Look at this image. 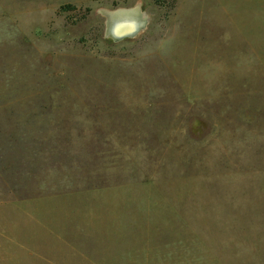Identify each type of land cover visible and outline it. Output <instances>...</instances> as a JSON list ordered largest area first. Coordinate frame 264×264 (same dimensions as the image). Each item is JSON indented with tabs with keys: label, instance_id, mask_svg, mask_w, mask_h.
Masks as SVG:
<instances>
[{
	"label": "rangeland",
	"instance_id": "rangeland-1",
	"mask_svg": "<svg viewBox=\"0 0 264 264\" xmlns=\"http://www.w3.org/2000/svg\"><path fill=\"white\" fill-rule=\"evenodd\" d=\"M0 205V264H264V0H0Z\"/></svg>",
	"mask_w": 264,
	"mask_h": 264
},
{
	"label": "crops",
	"instance_id": "crops-1",
	"mask_svg": "<svg viewBox=\"0 0 264 264\" xmlns=\"http://www.w3.org/2000/svg\"><path fill=\"white\" fill-rule=\"evenodd\" d=\"M24 205L22 206H18V211L17 212H21L22 213V217H23V225L20 227H27V228H31L34 227L36 228V224L32 221H30V217L32 216V212L33 210L30 209L29 206H26V202L24 201L23 203ZM20 207V208H19ZM3 208L0 205V209ZM8 214L10 213L9 211H7ZM0 213L5 214L4 212L0 211ZM7 214V215H8ZM33 217V216H32ZM8 218L7 216H4V218L2 217V219L0 220V236L4 237V239H8L7 241H16L19 240L23 243H27L25 238H27V236L25 237V232L17 227L12 226L10 223H6L4 224L3 219ZM58 229V230H62V224L58 223V224H51V223H44L41 225V230H43V234H47L49 233V231L51 229ZM52 232V231H51ZM19 236V237H17ZM24 238V239H23ZM23 239V240H22ZM41 250V248H39ZM0 253H3L4 251L0 249ZM14 258L16 259V256H14Z\"/></svg>",
	"mask_w": 264,
	"mask_h": 264
},
{
	"label": "bare ground",
	"instance_id": "bare-ground-1",
	"mask_svg": "<svg viewBox=\"0 0 264 264\" xmlns=\"http://www.w3.org/2000/svg\"><path fill=\"white\" fill-rule=\"evenodd\" d=\"M135 11H136V13L137 14H140V11H139V9L138 8H136L135 9ZM103 13V12H102ZM110 14H113V13H110ZM110 14L109 13H106L105 15H106V31H107V35L109 34V33H111L110 32V30H111V23H112V20H111V18H110ZM134 21V20H133ZM136 22V21H135ZM121 24V23H120ZM137 24V23H136ZM125 26H126V28L127 29H133L134 27H135V25H133L132 23H129V24H125ZM120 28V27H119ZM122 29H123V27H121ZM141 30L143 29V25H142V28H140ZM140 30V31H141ZM120 31V30H119ZM118 31V32H119ZM140 31H138V32H136V33H139ZM135 33V34H136ZM112 34V33H111ZM134 34V35H135ZM133 36V35H132Z\"/></svg>",
	"mask_w": 264,
	"mask_h": 264
}]
</instances>
